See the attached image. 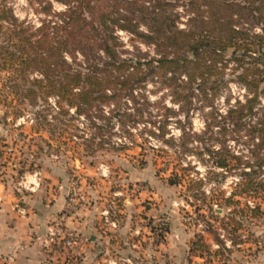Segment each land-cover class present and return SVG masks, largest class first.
Returning a JSON list of instances; mask_svg holds the SVG:
<instances>
[{
  "label": "rangeland",
  "instance_id": "obj_1",
  "mask_svg": "<svg viewBox=\"0 0 264 264\" xmlns=\"http://www.w3.org/2000/svg\"><path fill=\"white\" fill-rule=\"evenodd\" d=\"M44 1L0 0V62L1 47L14 49L11 44L16 42V37L10 38L13 24L1 17L2 5L23 26H38L52 12L42 10ZM49 1L51 10L65 7ZM175 9L180 13L178 26L184 27L191 12L180 4ZM252 31L261 32L260 25ZM116 34L122 57L155 56L152 45L123 30ZM225 55L230 57V51ZM232 66L230 61L212 76L216 83L220 76L225 81L213 98L196 91L188 97L186 88L149 76L130 95L97 102L87 116L74 115L72 106L69 112H58L53 95L31 102L26 90L40 74L0 66V180L19 195L35 190L49 197L64 191L66 203L73 197L77 206L83 204L80 194L89 196L86 206L90 197L100 199L110 211L111 227L121 221L124 229L114 236V231L109 232L107 249L98 253V258L103 257L100 264H234L232 252L246 257L253 246L264 248V164L256 177L260 181L256 191L240 193V168L243 161L253 159L250 149L257 137L232 126L222 129L218 122L217 114H224L245 94V88L233 80ZM260 99L264 106V95ZM63 108L68 110L65 104ZM224 156L228 167H217L215 160ZM175 176L180 179L170 184L168 179ZM62 182L67 186L59 187ZM231 192H236L232 200L238 204L225 201ZM256 205L260 211L247 208ZM130 209L135 213H130L128 224L138 230L132 235L125 233L127 214L123 213ZM143 210L156 216L144 215ZM231 216L241 225L234 232L238 242L226 248L220 234L231 241L235 224ZM182 229L195 236L213 235V230L222 246L215 242L208 253L186 249L182 255L180 246L175 248V234ZM168 244L178 257L166 251ZM56 246L64 251L63 264H70V258L77 262L73 246Z\"/></svg>",
  "mask_w": 264,
  "mask_h": 264
},
{
  "label": "trees",
  "instance_id": "obj_2",
  "mask_svg": "<svg viewBox=\"0 0 264 264\" xmlns=\"http://www.w3.org/2000/svg\"><path fill=\"white\" fill-rule=\"evenodd\" d=\"M55 1L65 7L51 10V1L45 0L42 10L52 12L38 26H23L9 8H1V17L13 24L10 38L16 37V42L11 44L14 49L1 47L0 66L40 74L29 81L26 90L31 102L41 95H53L58 112H69L72 106L74 115L87 116L92 106H98L97 102L118 101L149 76L186 88L188 97L196 91L213 98L225 81L220 76L216 83L212 76L231 61L236 71L233 80L245 88V94L224 114H217L218 122L222 129L232 126L257 137L252 144L254 149H250L254 157L242 162L239 182L240 193L256 191L260 185L256 177L264 164V106L260 105L264 95V0ZM177 4L191 12L184 27L177 24ZM256 25H260L261 32L252 31ZM117 29L152 45L155 56L122 57ZM64 104L68 110L63 108ZM215 165L227 168L229 164L224 156L215 160ZM179 179L175 176L168 182L175 184ZM235 193L231 192L225 200L227 204L239 203L232 200ZM247 208L250 212L260 211L259 205ZM230 219L235 223L230 232L233 244L238 242L234 232L241 222L233 216ZM211 232L215 242L222 246L216 232ZM195 237L189 250L208 253L211 247L200 234Z\"/></svg>",
  "mask_w": 264,
  "mask_h": 264
},
{
  "label": "crops",
  "instance_id": "obj_3",
  "mask_svg": "<svg viewBox=\"0 0 264 264\" xmlns=\"http://www.w3.org/2000/svg\"><path fill=\"white\" fill-rule=\"evenodd\" d=\"M66 184L59 183V187L64 188L67 186ZM50 196H43L35 190L19 195L12 187L0 180V254H12V264H63L61 253L64 251L60 249L61 247H57L55 244L48 247L46 244L49 230L59 223L64 229L78 234L80 238L72 250L77 255L75 264H100L103 257L98 258V253L107 249L105 243L111 236L109 232L114 231V233L111 232L113 236L123 232L122 222L119 221L118 224L115 223L111 227L109 215L108 217L103 215L110 211L100 199L93 201L90 197L91 201L86 206L84 204L88 201L89 196L80 194L83 204L78 205L74 212L65 213L66 194L64 191ZM92 197L94 196L92 195ZM131 211V209L123 210V213L127 214V217L125 216V220H127L125 233L129 235L138 231L137 227L128 224L131 222L128 221L129 218H132L130 213H135ZM143 212L144 215L156 216L152 212L144 210ZM194 236V233L187 234L183 229L175 234V237H178L175 248L180 246L179 253L181 252L183 255L186 249H190V243ZM202 238L210 247L215 244L211 233H204ZM169 246L168 244L166 251L177 256L176 250ZM249 251L251 255L246 257L232 252L234 264H264V248L262 246H253Z\"/></svg>",
  "mask_w": 264,
  "mask_h": 264
},
{
  "label": "built area",
  "instance_id": "obj_4",
  "mask_svg": "<svg viewBox=\"0 0 264 264\" xmlns=\"http://www.w3.org/2000/svg\"><path fill=\"white\" fill-rule=\"evenodd\" d=\"M76 208H77V204L74 198L71 197L68 199L66 203L64 212L71 213V212H74ZM109 214H110L109 212H105L103 215H105V217H108ZM204 228L209 229L208 225L207 226L205 225ZM220 237L224 239V246L226 248L231 247V244H232L231 241L229 239H226L224 237V234H220ZM79 240L80 238L78 234L70 230L64 229L61 224L57 223L53 228L49 230L47 238H46V244L47 246L52 245V244H55V245L61 244L62 247H71V246L76 245ZM68 261L70 262V264L75 263V260L73 258H70ZM12 262H13L12 254H0V264H12Z\"/></svg>",
  "mask_w": 264,
  "mask_h": 264
}]
</instances>
